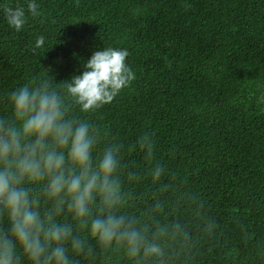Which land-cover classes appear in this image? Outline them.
<instances>
[{"label":"trees","instance_id":"obj_1","mask_svg":"<svg viewBox=\"0 0 264 264\" xmlns=\"http://www.w3.org/2000/svg\"><path fill=\"white\" fill-rule=\"evenodd\" d=\"M37 2L20 32L0 8V112L16 87L126 48L136 79L90 117L99 148H120V212L166 230L165 264H264V0ZM88 239L96 264H132Z\"/></svg>","mask_w":264,"mask_h":264},{"label":"clouds","instance_id":"obj_2","mask_svg":"<svg viewBox=\"0 0 264 264\" xmlns=\"http://www.w3.org/2000/svg\"><path fill=\"white\" fill-rule=\"evenodd\" d=\"M0 8L17 32L29 15H41L37 0ZM45 47L46 37L38 36L33 51ZM128 56L126 48L104 47L71 79L56 82L48 74L6 94L0 112V264H96L89 237L102 253L122 252L132 264H165L157 240L166 230L149 239L120 212V148L101 150V131L90 119L136 79Z\"/></svg>","mask_w":264,"mask_h":264}]
</instances>
